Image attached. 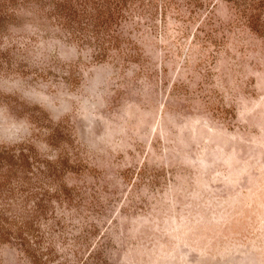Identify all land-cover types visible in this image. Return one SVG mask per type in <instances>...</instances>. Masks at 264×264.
Instances as JSON below:
<instances>
[{
    "label": "rangeland",
    "instance_id": "374dc122",
    "mask_svg": "<svg viewBox=\"0 0 264 264\" xmlns=\"http://www.w3.org/2000/svg\"><path fill=\"white\" fill-rule=\"evenodd\" d=\"M0 264H264V0H0Z\"/></svg>",
    "mask_w": 264,
    "mask_h": 264
},
{
    "label": "clouds",
    "instance_id": "9594fccd",
    "mask_svg": "<svg viewBox=\"0 0 264 264\" xmlns=\"http://www.w3.org/2000/svg\"><path fill=\"white\" fill-rule=\"evenodd\" d=\"M41 99L45 102V104H42V106H48L53 107V102L48 97H41Z\"/></svg>",
    "mask_w": 264,
    "mask_h": 264
}]
</instances>
